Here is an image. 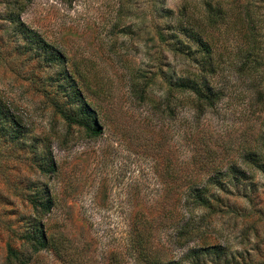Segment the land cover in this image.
Returning a JSON list of instances; mask_svg holds the SVG:
<instances>
[{
    "label": "rangeland",
    "instance_id": "1",
    "mask_svg": "<svg viewBox=\"0 0 264 264\" xmlns=\"http://www.w3.org/2000/svg\"><path fill=\"white\" fill-rule=\"evenodd\" d=\"M20 1L0 0V114L19 124L0 119V264L9 247L29 264H191L181 260L194 245L225 249L206 264H264V172L241 160L258 153L264 164V61L258 72L240 66L264 58V0H32L24 30L9 17ZM207 2L226 9L218 30L206 28L223 97L200 117L176 88L196 63L156 26L169 22L164 9L206 26ZM53 52L62 58L51 64ZM73 84L97 111L99 136L57 113L54 103L72 109ZM232 164L246 178L209 186L211 207L188 202L208 168L224 175ZM46 191L44 216L29 199ZM37 221L49 246L33 255L21 235ZM185 227L194 231L183 248Z\"/></svg>",
    "mask_w": 264,
    "mask_h": 264
},
{
    "label": "trees",
    "instance_id": "2",
    "mask_svg": "<svg viewBox=\"0 0 264 264\" xmlns=\"http://www.w3.org/2000/svg\"><path fill=\"white\" fill-rule=\"evenodd\" d=\"M31 1L32 0H21V7L18 9V13L15 15L12 12L9 13L10 21L16 23L21 30H24V25L20 20V14L24 11L25 6L30 4ZM73 1L74 0H63V2L67 4H71ZM204 6V18L207 27L203 26L202 21L197 22L195 19H192L186 12H184V9L178 11L179 14L177 17L173 16L174 13L171 10L164 9L162 11L164 13L163 17L169 19V22L164 26H156L159 39L165 44V46H168L174 52L181 53L186 57L191 58V60L193 59L196 63V71L190 75L179 77L176 83V88L180 92L191 94L193 97L195 111L199 113L200 117L204 115L207 110L212 109L223 97L222 90L215 87L213 81V77L218 70L216 57L219 58L220 53L212 45L210 41L211 33H208V29L218 30L219 21L221 22L226 14V9H223L222 6L213 7L211 3L208 2L205 3ZM164 30L166 31L165 34ZM24 33H26V31ZM252 49L254 51V46H252ZM240 54H242V52H240ZM244 56L246 58L244 57L245 59L240 65L241 69L243 67L245 68L248 62H252L253 69L250 70L256 71L257 69L258 72V69H260L263 65L264 58H259L258 55L254 54L252 56L253 61H249L247 58L248 56ZM60 58H62V55L58 52H53L52 55L48 57L51 64L57 62ZM68 78L73 81L72 75L69 74ZM65 93L69 100L68 104L72 106V109L66 111L61 108L60 105L54 103L57 113H59L69 124L85 130L88 135L93 137L99 136L101 128L99 125L97 111L89 102H87L85 96L81 92V89L76 84H73L69 88H66ZM262 95H264V93H262ZM0 119L1 121H3V119H8V116L4 117L2 110ZM8 121H10L12 125L19 126L14 119H8ZM10 138L14 139V137ZM241 160L248 165L250 163L253 165L252 167L255 166L254 168L264 172L263 159L261 155H258V153H245ZM40 165L43 171L53 172L55 168V161H43ZM210 171L213 172L211 173L213 175L207 180L206 184H195L190 186V189H188V202H192L194 207L197 209L200 207L208 208L212 206L210 198L207 196L209 193V186H216L219 190H223L225 185L222 180L224 178L230 179L231 183L234 180L237 181L239 178H246L244 171H242L240 166L237 164L228 165L224 175H220V170L216 171V168H208L207 173H210ZM220 176L223 178H220ZM29 202L44 216L50 213L53 206L52 199L48 194V191H46L44 196L37 193L35 198L29 199ZM193 231L194 230H187L186 227L181 230L180 239L184 240V243H181L183 248L192 242L193 237L191 234ZM21 238L29 245L33 255L45 251L49 246V238L46 235V228L42 221H37L35 224L31 225V227L21 235ZM219 248L220 247L218 246L202 247L201 245H194L188 249L181 261L191 260V264H206L205 258L207 256H214L216 259H219L223 256L222 254H226L224 248H220V250ZM153 261L154 262L150 264H179V262H163L159 259H154ZM29 262L30 258L24 259L22 256H18L13 248H8V256L5 264H29ZM225 263L227 264L230 262L226 261Z\"/></svg>",
    "mask_w": 264,
    "mask_h": 264
}]
</instances>
